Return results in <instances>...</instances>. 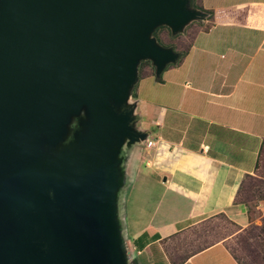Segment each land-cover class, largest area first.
I'll list each match as a JSON object with an SVG mask.
<instances>
[{"label":"water","instance_id":"water-1","mask_svg":"<svg viewBox=\"0 0 264 264\" xmlns=\"http://www.w3.org/2000/svg\"><path fill=\"white\" fill-rule=\"evenodd\" d=\"M207 16L190 0H0V264L131 263L124 170L148 139L131 90L142 61L160 78L180 59L156 29Z\"/></svg>","mask_w":264,"mask_h":264},{"label":"crops","instance_id":"crops-1","mask_svg":"<svg viewBox=\"0 0 264 264\" xmlns=\"http://www.w3.org/2000/svg\"><path fill=\"white\" fill-rule=\"evenodd\" d=\"M196 2L213 19L160 82L145 70L156 86L133 98L148 134L130 151L122 190L136 264H241L230 243L253 226L264 231V198L239 201L247 179L264 180V0Z\"/></svg>","mask_w":264,"mask_h":264},{"label":"rangeland","instance_id":"rangeland-1","mask_svg":"<svg viewBox=\"0 0 264 264\" xmlns=\"http://www.w3.org/2000/svg\"><path fill=\"white\" fill-rule=\"evenodd\" d=\"M208 18V16H207ZM204 21H194L188 24L185 29L178 34H173L171 29L167 26L159 27L155 30L152 37L158 41V43L171 44L176 46L177 49L184 50L188 47L191 42L197 27L201 24H206ZM161 45V44H160ZM179 50V51H181ZM152 65L150 60L142 61L139 65V82L134 86L133 91L131 90V102L133 98L138 94V89L142 92V98L147 99L152 92L153 87L156 83L154 79L144 78L145 70ZM144 96V97H143ZM141 97V96H139ZM149 106L144 101L139 105V112L143 115V120L146 121V112ZM86 118L84 114L79 117L72 118L68 126V135L62 143L56 148L51 149L57 153V156H64L67 153L75 151L74 146L76 145L77 137L81 135L85 129L84 124ZM49 149H47L48 151ZM264 155V151H263ZM260 176L264 178V156L261 164ZM264 197V180L259 177H252L247 179L243 185V189L239 196V201H243L247 204H252L254 201ZM253 205V204H252ZM231 249L241 264H264V231L261 227L253 226L246 232L239 235L230 243ZM134 252L131 251L129 257L133 259ZM130 264H133L131 261Z\"/></svg>","mask_w":264,"mask_h":264},{"label":"trees","instance_id":"trees-1","mask_svg":"<svg viewBox=\"0 0 264 264\" xmlns=\"http://www.w3.org/2000/svg\"><path fill=\"white\" fill-rule=\"evenodd\" d=\"M191 1V5H192V7L193 8H195V9H198V10H200V11H202V12H204V13H207V15L209 16L208 17V19L209 20H212L213 19V16H214V13L213 12H207V11H205L202 7H200L198 4H197V2H196V0H190ZM202 26L204 25V24H201ZM194 36V35H193ZM162 46H164V47H173L174 49H177V47L176 46H173V45H171V44H164V43H160ZM188 48V47H187ZM186 48V49H187ZM186 49H184V50H181V52H180V59L182 60L183 58H184V56L186 55V52H187V50ZM157 81H161V77L160 78H158L157 77ZM264 197H262L261 199H263ZM237 258V257H236ZM238 260V259H237ZM133 264H136V262H133Z\"/></svg>","mask_w":264,"mask_h":264},{"label":"built area","instance_id":"built-area-1","mask_svg":"<svg viewBox=\"0 0 264 264\" xmlns=\"http://www.w3.org/2000/svg\"><path fill=\"white\" fill-rule=\"evenodd\" d=\"M149 145H150L149 147H152V143H150Z\"/></svg>","mask_w":264,"mask_h":264}]
</instances>
